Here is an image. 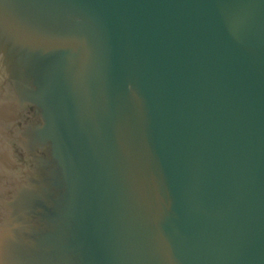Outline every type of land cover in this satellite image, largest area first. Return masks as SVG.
I'll list each match as a JSON object with an SVG mask.
<instances>
[{"label": "water", "instance_id": "water-1", "mask_svg": "<svg viewBox=\"0 0 264 264\" xmlns=\"http://www.w3.org/2000/svg\"><path fill=\"white\" fill-rule=\"evenodd\" d=\"M0 264H264V0H0Z\"/></svg>", "mask_w": 264, "mask_h": 264}]
</instances>
